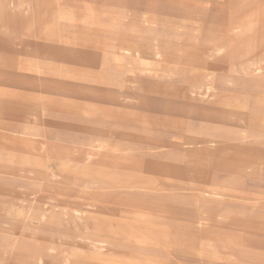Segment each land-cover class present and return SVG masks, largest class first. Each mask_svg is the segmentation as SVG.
<instances>
[{"label":"rangeland","instance_id":"374dc122","mask_svg":"<svg viewBox=\"0 0 264 264\" xmlns=\"http://www.w3.org/2000/svg\"><path fill=\"white\" fill-rule=\"evenodd\" d=\"M0 264H264V0H0Z\"/></svg>","mask_w":264,"mask_h":264},{"label":"bare ground","instance_id":"6f19581e","mask_svg":"<svg viewBox=\"0 0 264 264\" xmlns=\"http://www.w3.org/2000/svg\"><path fill=\"white\" fill-rule=\"evenodd\" d=\"M123 12V11H122ZM11 13V12H10ZM14 14V13H13ZM15 15V14H14ZM11 26V25H10ZM193 43V42H192ZM107 68V67H106ZM209 84V83H208ZM210 87V86H209ZM15 118V117H14ZM16 119V118H15ZM41 121V120H40ZM40 121H39V123H40ZM229 129V128H228ZM240 133V132H239ZM240 135V134H239ZM257 141V140H256ZM106 143V142H105ZM210 144V143H209ZM192 145V144H191ZM102 146H104V145H102ZM203 194H205V193H203ZM209 194H211V193H209ZM217 195V194H216ZM215 195V196H216ZM53 209V208H52Z\"/></svg>","mask_w":264,"mask_h":264}]
</instances>
